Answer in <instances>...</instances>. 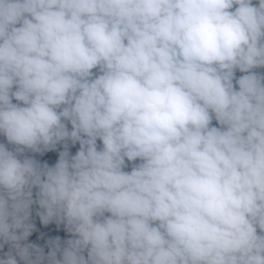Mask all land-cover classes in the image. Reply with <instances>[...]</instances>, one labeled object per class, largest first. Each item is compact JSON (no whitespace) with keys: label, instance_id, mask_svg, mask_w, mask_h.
<instances>
[{"label":"clouds","instance_id":"1","mask_svg":"<svg viewBox=\"0 0 264 264\" xmlns=\"http://www.w3.org/2000/svg\"><path fill=\"white\" fill-rule=\"evenodd\" d=\"M259 68L264 0H0V264H264Z\"/></svg>","mask_w":264,"mask_h":264},{"label":"trees","instance_id":"2","mask_svg":"<svg viewBox=\"0 0 264 264\" xmlns=\"http://www.w3.org/2000/svg\"><path fill=\"white\" fill-rule=\"evenodd\" d=\"M253 2H255V0H253ZM255 71L264 73V68L255 69ZM241 74L242 73H240L239 71L236 72L237 76H239ZM213 123H215V121H213ZM69 127H70V125H69ZM0 141H3L2 136H0ZM98 144H99V141H98ZM78 147H79V145L77 143L76 145L70 146L69 150L72 153H74ZM59 150H60V146L57 147V150L46 152L42 156L39 154H34V155L36 156V158L38 160H40L42 162L47 161L49 163V165H51V164L55 163V160L58 158V151ZM126 170H128V169H126ZM35 208H36V206L33 205L32 219H33V222L36 224V230L33 231V233L29 236V238H28L29 242H35L39 245H44L45 241L50 237L60 236L62 240L68 238L69 234L64 231L62 225L59 228H57V226L54 223H50L47 226L40 224L39 218L35 215ZM41 233H43V235H41ZM4 250H7V246L5 247ZM47 250H48L47 247H45V252H47Z\"/></svg>","mask_w":264,"mask_h":264}]
</instances>
